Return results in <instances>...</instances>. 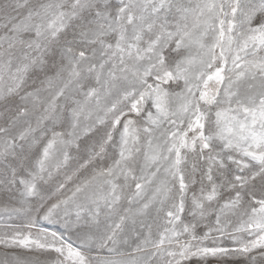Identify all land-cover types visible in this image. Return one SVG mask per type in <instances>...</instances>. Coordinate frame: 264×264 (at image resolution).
<instances>
[{"label":"snow or ice","instance_id":"snow-or-ice-1","mask_svg":"<svg viewBox=\"0 0 264 264\" xmlns=\"http://www.w3.org/2000/svg\"><path fill=\"white\" fill-rule=\"evenodd\" d=\"M0 218V264H264V0H0Z\"/></svg>","mask_w":264,"mask_h":264},{"label":"rangeland","instance_id":"rangeland-1","mask_svg":"<svg viewBox=\"0 0 264 264\" xmlns=\"http://www.w3.org/2000/svg\"><path fill=\"white\" fill-rule=\"evenodd\" d=\"M0 223H3V218H0ZM2 251H3V249H0V252H2Z\"/></svg>","mask_w":264,"mask_h":264}]
</instances>
